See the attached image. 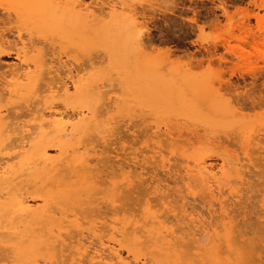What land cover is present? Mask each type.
<instances>
[{"label": "rangeland", "instance_id": "obj_1", "mask_svg": "<svg viewBox=\"0 0 264 264\" xmlns=\"http://www.w3.org/2000/svg\"><path fill=\"white\" fill-rule=\"evenodd\" d=\"M170 1H172V0H85V2L87 4H93L92 10H94V14L98 13V10H96L97 6H96L95 2H104L107 4L109 3L110 5H114L113 12H112V10L109 9L106 11L105 16H103V17L101 16L100 18H98L92 22L93 25H92L90 31H87L85 33L86 36L75 35L77 31H75V34L73 32H68V33L63 32V33H57L56 35H52L49 33H44V34L40 35L38 32L32 30L34 32L32 34V36L29 34V32L27 30H23V32H22L24 34L23 38H25L26 41L29 40L30 36L32 37V39L35 38L36 41L32 40V42H34V44L38 48H41L44 51V48L46 47L47 50L45 49L46 51H44V52H49L48 50H50L52 52V50H53L55 52L56 59H61L65 64L67 63L66 66L70 65L69 68H73V72L76 75L75 79H77L78 77H83V76L84 77L89 76L90 78L92 77V79H94V78L103 79L100 82H98L99 85H101V88H100V90H102L101 95L90 94V96L87 97L89 93H92V91L81 93V92L75 91L73 88H71L70 93L73 96L72 105L75 107L76 111L79 109V110L84 111L85 114H87V115L89 114L88 116H89V120H90V125L92 126V128H94L93 129L94 131L90 128V130L88 131L90 136L87 135V136H89V138H86V139L92 140L91 137H93V136L91 133L94 134V132H95V134H96V132H97V134H96L97 137L96 138L93 137L95 139V142H94V139H93V143L89 140L88 142L89 143L91 142V143L89 145H87V140H85V143L87 146L83 145V144H85L83 141H82L83 144L80 142L81 144L79 146L82 148V145H83V147H86L85 149L89 148L88 150H85L84 148L83 149H81V148L77 149L76 148V149L78 151L80 150L79 152L77 151L78 155H82L81 153H83L85 155L90 154V159L93 162V164L91 162L92 167H93L94 163L97 165L98 161H100L98 163V165L93 168L95 170L92 172L94 178L97 179V181H98L95 184V190L94 191H96L98 189H99L98 191H100V189L105 188L106 192L98 194V195H96V197L107 195L109 190H110L109 192H112L111 190L114 188V186L116 185V187H117L120 184V185H122L121 187L119 186L120 188H122L123 185H125L124 187L126 189L123 187L121 189V192L118 193V195H122L123 197L119 196V198H121L122 200H125V201H122V200L119 202L117 201V203L115 204V207L118 205L117 206L119 209L118 213L119 212L121 213V214L120 213L117 214L119 216L110 215V214H112V213H110L111 208L114 206L108 207L107 204H109V202L111 203V200H112L109 197H107V199H106L107 202L105 201V199H100V201L98 200L99 202L97 201V203L94 204V206H96L98 203L102 204V202H106L107 206L105 207V203H103L102 206L104 209L102 208V206H101V208H102V212L103 211L106 212L108 209L110 210V211L106 212V213H110L109 216H107L108 214L104 215L107 218H105L104 216L103 217L99 216L100 217L99 218L97 215L98 212L97 213L95 212L96 213V215H95L94 212H92V213H94V214H92L88 209H86L85 215L88 217L93 215L89 219L96 218V224H99L98 225L99 228L101 227L100 225H102V223H103V225L106 223V225L107 224L109 225V226L108 225L107 226L111 231L109 229H107V226L105 225L106 227L102 226L101 228H103L104 230L106 228V231L101 229L98 231V234L96 236L92 237L93 235L88 233L90 231L85 230V237H83L84 240H82L83 238L81 237L82 238L81 242L82 243L86 242L85 246L87 247V250L89 249L87 252V253H90L89 255H93L92 253L95 250V247L99 246L98 249L102 248V253H104L103 254L104 256L107 253L109 255L107 254L106 257L110 256V253L107 251V249H105V251H104L103 247H101L102 245L99 243L100 237L103 236L102 239H103V241L105 240V244H106L105 246H107L108 244L112 245V243H113V246H115L117 249H119V252H120L121 256L123 257V259L125 261L127 260L126 262H130V264L132 263L133 260L134 261L136 260V256H137V258L140 259L139 264H142L143 262H145V264H147V263L148 264H155L156 261H157L156 264H177L175 257L170 258L169 261L168 260L166 261L163 257H159L158 252L156 251L157 250L156 248L154 250L153 247L147 246V245H150V243L141 245L142 249H141V246L136 247V248L134 247L135 249L134 248L132 249V247H133V246H131L132 242L129 243L131 245L126 243V244H123L124 245L123 247H121V248H120V246L118 247V243L115 242L113 239H111V232L113 231L112 227H113V225H115V224H113L114 221L112 222V220L118 219V217H119V221H121V220L123 221L124 220L123 217H125V219H126L132 213H134V215L133 214L131 215L132 218H133V216H135L136 220H139L138 217L144 216V213H141V211L145 212V211H147V209H149L150 211H152L154 213H157L159 211V215H160V213H162V212H164V213H166L167 211L170 212L169 209L171 207V209H170L171 215L169 216L170 213L167 212L166 214H162L160 216V218L163 217V215L166 217L168 214V218L166 217L167 221L168 220L171 221L170 218H172V223L169 221L167 222L165 217H163L165 219V221L167 222L166 224L167 225L170 224L168 226H171V224H172V227L175 225L173 228L177 232H179L180 227L177 226V222L179 224L180 222L183 223V221L179 220L180 221L179 222L177 219L180 216H181L180 218L184 217L183 216L184 215L183 208L188 211V212L185 211V213H187L186 215H188V213H191L193 216L200 217L201 220L205 219L204 221H201V222H206V220L209 221V219H211L215 215L214 213H216V212L219 214V216L216 213V215L214 216V219H215V217H216V219L219 218L221 216L220 214H222L221 209L218 210V207L220 208L219 200H216L218 202L217 204H219L218 206H217V204H215L216 201L214 199L212 201V203L214 202V204L210 203V200H209L208 203H210L211 205L209 204V206H208L207 201H205L206 196H207L206 194H207L208 190L206 191L205 189L204 190L202 189L204 187L202 185L203 182H201L199 180L197 182V184H194L198 179L193 178L190 180L187 177L188 174H186L187 170L190 167L196 168V163L201 162L202 165L203 164L206 166L208 165L209 170H211L210 171L211 175L215 176L219 182L223 181V180H228L227 182L223 181V182H225V185H223L224 183H222V186H220L221 182H220V184H219V182H217L218 184H215V185H216V187L218 186L219 188H216L214 185V183H216V180L214 177L211 178V183L214 182L212 184H213V187H215L217 189L216 190L217 193H218V190L219 191L221 190L220 192H222L223 196L221 195L220 199H222L221 200L222 203H223V200L225 201L228 198V196H230L228 198L229 202L225 203L227 201L226 200L224 202V205L226 206V204H227V207H226L227 209L230 207L234 208V209L230 208L229 210L231 212H229V213L232 214V216H234L236 214L234 216L236 218L235 219L236 222L234 224H236V225L240 224V226L238 228L239 229L241 228L240 232H241V234H243L242 237H240V235H239L240 233L238 232V228H236L237 234H238L237 237L242 238V239L239 238V240L240 241L243 240V242L247 244V245H244L243 242L241 241V245L243 246V249H241V250H243L242 252L245 254V256L246 255L248 256V254H247L248 250L251 252V254L249 252V254H250L248 256L249 258L246 256V259L247 258L250 259V262H249V260H247V262L249 264H264V241H261L264 239V214L262 212L264 210H262L263 209L262 208L263 202L261 201L262 199H264V161L263 160H257V162L259 163L258 166L253 167L254 164H251L249 161L246 162V159L243 158L244 153H243V149H242L243 144H245L246 147L248 148V151L251 150L250 151V153H251V152H254V149L256 147H258L256 149V152H254L255 154L251 153L252 154L251 157H253V159L255 160V158H258V156H260L259 151H261V147L264 146V107H263L264 105L263 104L258 105V106H256L257 108H255V107L253 108L254 110H252V108H248L247 110L246 109L234 110L233 108H230L228 106L225 108L213 109L211 104H209V102H207L206 100L209 101V99H212V98L214 99L217 97V95L215 97L210 96V94H208L207 90L203 87V85L201 86V81L203 79L209 78L210 82L211 81H217L219 74L221 72V69H224L227 71V73L225 72L222 75V78L224 77L223 78L224 80L231 78L230 80L232 81V83L234 85H236L237 88H239V89H237V92L241 93V95L244 94V96H246L248 93L251 94L253 91L254 93L251 94L252 97H255L256 101L259 102L260 100H258V99H260L261 97H264V73H263L264 72V43L259 44V46L256 50L255 48H251L249 45H246V44L244 45L242 43H239L237 40L232 39L231 45L237 46L240 44L241 46L246 47L245 49L247 52L245 53V55L242 58L232 56L230 53H229L230 54L229 55L228 52L226 51L225 47H223L221 45L218 46L219 48L217 47V50L213 51V49H212L211 53L210 52L206 53L205 47H207L206 45H209L210 42L214 43V41L218 40L221 37H231L233 34L238 36L241 34V32L238 29L236 31V28L231 27L230 24L227 25L226 17L223 14H221L222 11L220 9L218 10L217 6L220 4L221 0H213V1L212 0H173L172 2H170ZM224 1H226L228 9L232 12L235 10L236 6H246L250 0H224ZM177 2H179V3H177ZM171 7L173 10L171 9ZM174 7H175V9H174ZM156 11H157V13H156ZM0 12H1V10H0ZM145 12H146V14H145ZM260 13L263 14L264 11L261 10ZM1 14H0V18L3 17V12H1ZM218 14H220V15H218ZM154 15H156V16L154 17ZM13 16L11 19H0V21H1L0 25L1 26H5L4 28L11 29V30H7L6 31L7 33L5 32L6 36L9 38V41H11V42H13V40L17 39V37L15 36V34L17 33V28L23 26L18 21V19L15 16L14 17ZM211 16H212V18H211ZM213 17H214V19H213ZM216 17H219L218 20H222L221 25L219 27H214L212 25L214 23V21L216 20L215 19ZM148 18H150L152 21H149L150 19H148ZM251 23H252V25L255 26L253 29H254V32L256 33V35L264 38V30H263L264 29V19L261 22V24H263V25H259V27L256 25V23H257L256 19L252 18ZM127 25H129L130 27H133V29H135L137 32H139L138 30H140V33L145 34L144 39L146 41H148V40L151 41L152 46H147L145 48V56H143V59H146L151 64L154 74L159 78L160 82L158 84L152 85V83L150 82L149 85L147 86V88H142L140 85L135 84V82L133 80V77H134L133 75L135 73H134L133 69H131L127 65L128 63L126 64L125 61H123V60H121L120 62H117L114 60L113 56L119 50V46H118L116 36H110V35H113V34H111L112 31L117 30L119 27H123L126 30ZM201 25H204V27H205V28L203 27L202 30L199 28V26H201ZM101 27H104V30L101 34H98L97 31ZM260 27H262V28H260ZM143 30H144V33H143ZM0 31H2V28L0 29ZM13 31H15L14 34H13ZM71 35L74 36L73 41H69V39H68ZM148 35H150L152 38ZM82 38L83 39H89V41H88L89 44H87L86 46L83 45L85 42ZM208 42H209V44H208ZM213 43H211L210 45H212ZM235 43H237V44H235ZM30 45H28V46H30ZM20 46H21V44L19 43L18 47H20ZM203 46H204V48H203ZM259 47H261V48H259ZM159 48H170L171 52L169 55L163 54V53L158 54L157 50H159ZM236 51L239 52V50L237 48H236ZM212 52L214 55L213 61H215V63L212 61H211L212 63H210L208 61ZM35 53L36 52H34V51L30 52L29 56L31 57ZM221 53H223L224 56L227 57V59H228L227 62L221 63V62H218L219 61L218 59L216 62V58H218L220 55H222ZM49 56L50 55H46V58H49ZM201 58H203L204 63L203 62L201 63ZM84 61H85V65H83ZM18 63H20V60L18 58H16L15 54H12L9 57L8 56H1L0 57V83H3V81H5V80L11 79L12 74L9 72L10 71L9 69L15 68V65L17 66ZM80 64H81L82 68L80 67ZM53 65L57 66L58 63L54 62ZM86 65H87V68H86ZM78 67H80V69H82V70L81 71L78 70L79 69ZM226 67L228 68V70L230 69V67H232L234 72H236L233 75V77L232 76L230 77V73ZM65 68H67V67L63 66V67L59 68V75L61 74L60 76L62 78L65 77L67 80L66 74L69 73L67 71L69 68H67V69H65ZM86 71L88 72V74L86 73ZM63 72H65V74ZM259 72H260V74H259ZM242 76H243V78H242ZM255 76H256V78H255L256 80L254 79ZM215 77L217 80L216 79L211 80ZM213 85H214V87H218L219 81L214 82ZM245 85H246V87H245ZM257 86H259V87H257ZM253 88L256 89V91ZM257 88H259L260 90ZM98 93H100V92H98ZM253 94H255V95H253ZM256 94L258 97L256 96ZM221 95H225V96H222L221 98H217V99H221V100L225 99L226 100L230 97L227 94H225L224 91H222ZM259 96H261V97H259ZM8 99H9V95H7L5 97V99L2 101L3 102L2 104L3 105L6 104ZM22 100L23 99H15L12 101V104L7 106L8 108L9 107L12 108V110L10 109L11 111L15 110V111H13V113L16 114L15 116H19L20 114L25 112L27 109L26 104H25L26 101L25 100L22 101ZM20 101H21V105L23 103V105H22L23 108L21 107V105H17L20 103ZM32 101H34V100H32ZM59 101H61V102H59ZM56 102H59L62 105L63 100L58 97V99H56ZM222 102L226 103L224 101H222ZM231 105L234 106V104H231ZM13 107H14V109H13ZM84 107L86 109H84ZM10 110H8V111H10ZM248 110H250V111H248ZM3 111H6L5 108ZM8 111H6L5 113H7ZM11 111H10V113L12 115L13 113ZM21 111H23V112H21ZM238 112H240V113H238ZM17 114H19V115H17ZM228 114H230L231 116L230 115L227 116ZM21 119H25V117L23 116V118H21ZM16 120L14 122H16ZM20 120H17V121L21 122ZM95 126H97V127H95ZM15 127H16V125H15ZM181 131L183 133H185V136H183L184 134ZM194 131H195L196 135L194 134ZM229 131L231 133L233 132L232 135H230ZM201 132H202V134H201ZM226 132L228 134H226ZM234 132H236L237 134L235 135ZM187 133H188V135H186ZM14 134L12 135L13 139L17 138V136H18L17 134H19V133L17 131ZM163 134H164V136L161 137ZM197 134H199L203 140H201V137ZM134 135L136 136V138ZM165 135L167 137H165ZM14 136H16V137H14ZM102 136H104V137H102ZM196 136H198V137H196ZM232 136H235V137L237 136V137H236V139H234V137H232ZM178 137L180 139H183V140L185 139V137L187 139H185V141L180 140L177 143H173V140L178 141L177 140ZM192 137L194 138L193 140L189 139ZM221 137H222V139H221ZM162 138L163 139L168 138L167 140L171 141L172 144L170 142H169L170 144H168V142L166 140L162 141L164 143L161 144ZM232 138H233V140L231 141L230 139H232ZM157 139H160V140H157ZM214 139H215V141H214ZM259 139L262 141L260 142ZM9 140H11V139H9ZM187 140H189V141H187ZM194 140H195V142H194ZM196 140H198V141H196ZM165 141L167 142L166 143L167 145H165ZM223 141H225L226 143ZM228 141L230 143H227ZM220 142H222L223 145ZM231 142H233V143H231ZM134 144H136V145H134ZM230 144H231V146H229ZM95 145H96V147H95ZM164 145H165V147H164ZM74 146L78 147L77 143H75ZM132 146H135V147H132ZM215 146H217V148ZM94 147H95V149L93 151ZM127 147H128V149H127ZM151 147H155L156 150L154 148L152 149ZM212 148L213 149L215 148L214 150L216 152ZM83 150H85V151L83 152ZM212 150L215 152V154L217 156L213 153ZM55 151L53 150V151H51V153L54 155L58 154V151L57 150H55ZM158 151H160V153ZM208 151L211 152L210 153L211 156L209 155L210 157L208 156L209 153L206 156V153ZM222 151L224 154L222 153ZM219 152H221V153H219ZM236 154H238L239 157H242V161H241L242 164L240 161L238 163L239 167L238 166L236 167L233 164V168L235 166L236 168H238L240 170L238 172V174H237L236 168H234L233 170L230 169L232 167V164L230 166V163H228V161L226 162L227 157H224V156L230 155V158H231ZM94 156H97L100 160L98 159L96 161L97 157H94ZM222 156H223V158H222ZM144 157L145 158L147 157V159L149 160V163H145V162H148V160L145 159ZM207 157H209L210 159ZM130 158L132 161L130 160V162H129L128 160ZM93 159H94V161H93ZM112 159H114L115 161H113ZM154 159L156 161L159 160V163H156V161ZM201 159L202 160L204 159V160L202 161ZM222 159H226V160H224V163H223ZM116 160H117V162H116ZM118 160H120L122 162L120 163V161H118ZM165 160H167L168 163L164 162ZM137 161L139 163H137ZM154 161L156 164H152ZM160 161H162V162H160ZM245 162L248 163V164H246V166H245ZM212 163H214V164H212ZM226 163H228L230 168ZM261 163H263V164L260 165ZM122 164H125V167H126L124 171L120 169L121 166H124ZM128 164L131 167H128ZM137 164L139 166H136ZM169 164H170V167H169ZM111 165H113L112 170L110 167ZM116 165L118 167H115ZM113 167H115L114 168V170L116 169L115 171H117L119 169L120 170L116 173H113ZM133 168L136 170H134ZM222 168H225L224 171H226V172H224V173H226L227 176H226V174L221 172ZM98 169H99V171H98ZM241 169L243 170V172ZM130 170L132 171V174H130L131 173ZM155 170L157 172H154ZM137 171L139 172L140 177H139V175L136 177L137 178L139 177V180L135 177V174H134ZM148 171H149V173H148ZM167 171H169V174H167L168 173ZM98 172H100V173H98ZM138 172H137V174H138ZM183 172L184 173L186 172V173L184 174ZM240 172L243 174L241 175ZM127 173L130 175H128ZM98 174L101 176L103 182L100 179V177L98 176ZM239 174L241 175V177H238ZM157 175H158V177H157ZM184 175H185V178L187 177L186 179L188 181L182 179V177L184 178ZM125 177H127V178H125ZM131 178H133V179L136 178V179H134V180L132 179V180H133V182H136L137 184H139V187L136 183H134L136 186H134L133 184H132V186L130 185L131 188L128 186L129 181H127V180H129V179L131 180ZM235 179H237V180L235 181ZM143 180H144V182H143ZM155 180H158L159 182L155 181ZM247 180L251 183L259 182V184H258V186H256V184L253 185L252 188H254V189H252V191H251V188L250 187L248 188L249 182L247 183ZM123 181L128 182L127 185L125 182L123 184ZM138 181H140V182H138ZM183 181H187V182H183ZM190 181H192V182H190ZM229 181H232V182H229ZM234 181H235V183L233 184ZM104 182H105V184H104ZM109 182L112 184H110ZM189 182H190V184H189ZM236 182L238 183L237 185H236ZM153 183H156V184L153 185ZM199 183L203 187L197 186V185H200ZM226 183H228V184H226ZM231 183L233 185H235V187L237 186L235 188V190H234V186L231 187L232 186ZM100 184H102V185H100ZM151 185H153L155 189ZM108 186H110V188H108ZM137 187H138V189H137ZM149 187H150V190H148ZM151 187L155 191L151 190ZM156 187H157L158 191L160 192V195L162 194L161 195V197H163L162 199H161V197H159L160 195H158V197L155 196V195L159 194V192L156 191L157 190ZM196 187H198V188H196ZM237 188L239 189V192H238ZM117 189H118V187L115 190L117 191ZM131 189H132V191H134L136 193L131 192ZM161 189L162 190L165 189L166 191L164 192ZM188 189H190V190H188ZM200 189H201V191H199ZM122 190H124L123 192L126 194H124L122 192ZM126 190H127V192H125ZM128 190L132 193L131 195H132L133 199L135 196L137 198H135L133 200L132 197L130 196V192ZM202 190L204 192H206V194H204V192H202ZM102 191H104V190H102ZM230 191L231 192L235 191V192L230 194ZM128 193H129V195H127ZM146 193L148 194V197H147ZM164 193H165V195H163ZM236 193H237V197L235 196L233 198V195H236ZM184 195H186L185 197L187 199L186 198L184 199V197H183ZM126 196H128V198H127L128 200L124 198ZM129 196H130V198H129ZM181 196L183 198H181ZM208 196H209V194H208ZM154 197L156 198V200ZM231 197H232V199H231ZM115 198H116V196H115ZM195 200H196V202H195ZM232 200L234 201V205H233ZM131 201H134V203L133 202L131 203L132 205L130 204ZM37 202L39 204H42V200H40V199H37ZM121 202H123V204L129 203L128 205L126 204V206H128V208L126 206H123V204ZM235 202L238 204H235ZM239 203H240V205H239ZM193 204H194V206H193ZM52 205H55L56 206L55 208L60 207V205L58 203H53ZM121 205L123 208L126 207L128 210L126 208L123 209V208L119 207ZM151 205H154L153 207H155L156 209L152 208ZM212 205H213V207H212ZM244 205H247V206H244ZM71 206L72 205L67 204V207L65 205L64 208H66V209L71 208ZM75 206L77 207V205H75ZM109 206H110V204H109ZM101 208H100V210H101ZM120 208H121V210H120ZM192 208H194V210ZM208 208H210V210H208ZM78 209L81 210L82 208H78ZM129 209H130V211H129ZM134 209L135 210L138 209L139 212L137 210L135 211ZM153 209H155L156 211ZM235 209L237 212L234 211ZM229 210H227V212ZM233 211L235 212V214L232 213ZM55 212H56L57 218L61 217V215L58 214V213H60L58 211V209ZM87 212H89V214H87ZM137 212L139 213V215H137ZM172 212H174V213H172ZM180 212H182L183 215L180 214ZM256 212H258V214ZM68 213H69V215H72L71 211H68ZM196 213H197V215H196ZM122 214L123 215L126 214V215L123 216ZM175 214L177 216L179 214L177 219L175 217ZM199 214L200 215L202 214V216H200ZM210 214H213V216ZM94 215L97 217H95ZM172 215L175 218H173ZM207 215H209L210 217ZM81 216H83V215H81ZM81 216H79V217L82 219ZM203 216H204V218H203ZM101 218H104V219H101ZM132 218L130 217L128 219H132ZM163 218H161V220H163ZM189 218L190 217H188V219ZM87 219H82L81 222H83L85 224V221ZM141 219H142L141 220V222H142L144 218H141ZM173 219H176L177 221L173 220ZM83 220H85V221H83ZM110 220H111V222H110ZM119 221L117 223L118 225L116 224L117 227H120L123 225L122 223H121L122 224L121 225ZM127 221H129V220H127ZM174 221L176 222L175 224H174ZM187 221H189V220H187ZM141 222H139L135 225H132V228H134L135 226L136 227L141 226L143 224V223L140 224ZM86 223H87V221H86ZM197 223L198 222H196V224ZM88 224H86L85 226L90 227V224L89 225ZM129 224H127V226H125V227L127 228ZM196 224H191V226L193 227ZM189 225L190 224H188V223H183L181 225V228H184V227L187 228ZM198 225H199V223H198ZM110 226H111V228H110ZM130 226L131 225H129V228H131ZM182 226H184V227H182ZM132 228L130 229V231L132 230ZM70 229L74 230L75 228L73 227ZM197 229H198L197 227H196V229L194 228V231ZM108 230H109V233H108ZM74 231H75V233H74ZM74 231H73V235H75L77 233L76 232L77 229H75ZM105 232H107V234L110 237ZM88 234L91 236H89ZM103 234H106V237H104L105 235H103ZM118 234H120V232L116 233V235H118ZM197 234H199L198 231H197ZM259 235H260V238H259ZM117 237H118L117 239H120V237H121L122 240L124 238L126 240L128 237L131 238V235H129V234L126 235L127 238L124 237V235L123 236L118 235ZM65 238H67V237L65 236ZM143 239L144 238H142V240ZM245 239H247V240L250 239V242L249 241L247 242ZM251 239H252V241H251ZM69 241L71 242L70 244H72V246L69 248H67V246L61 247L58 245V243H56V245L59 246L58 248L60 249V250H58V254L61 253V255L58 256V254L56 253L57 249L53 250L57 256H55V258L52 261H49L50 263L52 262V263H56V264L57 263L62 264V262L65 261V259H66V261L63 264H70L72 262L71 258L74 256L72 254L78 251L77 249L80 245L78 244L76 237L71 238V239L67 238L66 244L67 243L69 244ZM91 242H92V244H91ZM251 243H253V244H251ZM202 244H203V242H202ZM144 245H146V247H149V249L143 247ZM204 245H206V243L203 244V246ZM251 245H254V246H251ZM245 246L246 247L249 246V249H246ZM250 247L251 248L253 247L254 250H251ZM1 248H3V247H1ZM4 248L6 249L7 247H4ZM4 248L1 249L2 251L0 250V259L1 260H2V258L4 259V260H2L3 263H5V264H21V263L22 264H28L24 260L19 259L14 254H13L14 258H11V255L9 254L11 251L6 252L4 250ZM62 248H64V249L61 251ZM65 248H67V249H65ZM129 248L132 249L131 252L128 251ZM138 248H140V249H138ZM143 248H145V249H143ZM7 250H8V248H7ZM72 250H74V251H72ZM149 252H150V254H152L151 256H150ZM200 252H202L203 255L201 256V262H199V263L203 264V262L205 261V257L206 258L208 257L206 260V261H208L209 256L206 253H204V251H200ZM11 254H12V252H11ZM62 254H64V255H62ZM223 255H226V254H223ZM66 256H68V259L66 258ZM75 257L77 259L79 258V260L83 259L82 261H80V264H92L90 261H88L89 260L88 258H90L88 256H86L88 258L83 257V256L79 257V255H75ZM153 257H155V258H153ZM156 257H157V260H156ZM232 257H234V256H232ZM9 258L13 259V261L9 260ZM58 258H60V259H58ZM5 259H8L7 261H11V262H6ZM17 259H19V260H17ZM108 261L111 264H121L120 261L116 258H114L112 260L111 259L109 260V258H108ZM134 261L132 264L135 263ZM151 261H152V263H151ZM219 261H221L220 257H219ZM49 262H48V264H49ZM42 263L45 264V262H43L40 259V264H42ZM205 263H207V262H205ZM221 264H223V263H221Z\"/></svg>", "mask_w": 264, "mask_h": 264}, {"label": "bare ground", "instance_id": "obj_2", "mask_svg": "<svg viewBox=\"0 0 264 264\" xmlns=\"http://www.w3.org/2000/svg\"><path fill=\"white\" fill-rule=\"evenodd\" d=\"M172 1H170V2H172ZM95 3L97 6L96 10H98L97 14H94V10H92L93 4H87L85 2V0H0V10H1V12H3V17L1 16L2 18H0V19H11L12 16L14 15L18 19V21L23 25L22 27L17 28V33L15 34L17 39L13 40V42L9 41V38L6 36V33H7L6 31L11 30V29L4 28L5 26L0 25V29L2 28V31H0V57L1 56H8L9 57L12 54H15L16 58H18L20 60V63H18L17 66L14 64L15 68L9 69L10 70L9 72L12 74L11 79L5 80V81H3V83H0V250L3 249L4 247H7L9 251L7 250V248L6 249L4 248V250L6 252H10V251L12 252V254H11V252L9 253L11 255V258H14V256H13V254H14L19 259L24 260L28 264H40V259L43 262H45V264H48L49 261H52L55 258V256H57L56 253L58 254V250H60L58 247L59 246H61V247L67 246V248L71 247L72 246V244H70L72 242L71 240H70L71 242L69 241V244L68 243L66 244L67 238L71 239V238H75V237H76L78 244L80 246L78 247L77 252H75L73 254L71 253L74 256L72 258L70 257L72 260V262L70 261L71 263L69 262L70 264H80V261L83 260V259L79 260V258L77 259L75 257V255H79V257H82V256L83 257H86V256L90 257V258H88V257H86V258H88L89 259L88 261H90L92 264H111L108 261V258H109V260L116 258L120 261L121 264H130V262H126L127 260L125 261L123 259V257L121 256V254L119 252V249H117L115 246H113V243H112V245L111 244L109 245L107 243L108 245L105 246L106 245L105 240L103 241V239H102L103 236L100 237V241H99V243L102 246L100 244L99 245L101 247H103L104 251H105V249H107V251L110 253L109 257L108 256L106 257V255L108 253L105 254V256L103 255L104 253H102V248L98 249L99 246L98 247L96 246L95 250L93 249L94 250L92 253L93 255H89L90 253H87L89 249L87 250V247L85 246L86 242L85 241H84L85 243L81 242V239L83 237H85V230L90 231V232H88V231L87 232L92 234L93 235L92 237H94L98 234L99 230H101V229L104 230L101 227L102 226L104 227L106 225V223L104 225L102 223V225H100L101 227L99 228L98 227L99 224H96V218L89 219L93 215L90 214L91 216H89V217L85 215L86 209H88L91 213L92 212H94V213L98 212L97 213L98 217L99 216L103 217L106 214H108L107 216H109L110 213H112L110 215H113V216L119 214L120 212L118 213V211H119V209L117 207L118 205L115 207V204L117 203V201L119 202L122 200L121 198H119V196H122V195H118V193L121 192V189L125 186V185H123V187L120 188L122 185L119 184L120 187L117 186L118 189L116 191L115 189L117 187L115 185L114 188L111 190L112 192H109L110 190L108 189L109 191H108L107 195L96 197V195L106 192L105 188L100 189V191H98L99 189L94 191L95 190V184L98 181H97V179L94 178L92 172L95 170L93 168L95 166H97L100 161H98L97 165L94 163V165L92 167L93 162L90 159V154L89 155H85L83 153H81L82 155L77 154V151H78L77 149L81 148L79 145L81 143L83 144V142L85 143V140H87V145H89L91 142L93 143V139L97 137V135H96L97 132H96V134H95V132H94V134L91 133L92 136L94 137V138L91 137L92 140L86 139V138H89V136H90V134L88 133L90 128L92 130L94 128H92V126L90 125V120H89V116H88L89 114L87 115L84 113V111L79 110V109H78L79 111L78 110L76 111L75 107L72 105L73 96L70 93L71 88H73L75 91H78L81 93L92 91V93H89L87 97H89L90 94L101 95L102 94L101 93L102 90H100L101 85H99L98 82H100L103 79H97V78L92 79V77L90 78L89 76L78 77L77 79H75L76 75L73 72V68H69V66H70L69 64H68L69 66H66L67 63L65 64L61 59H56L55 52L53 50H52V52L50 50H48L50 52L49 53V52H44L47 50L46 47L44 48V51L41 48H38L34 44V42H32V40H35V38L32 39V37H31L32 34L34 33L32 30L38 32L40 35L44 34V33L56 35L57 33H63V32H67V33L73 32L75 34V31H77L75 35L86 36L85 33L87 31H90V29L93 25V23H92L93 21L100 18L101 16L102 17L105 16L107 10L110 9V10H112V12L114 10V5H110L109 3L108 4L104 3V2H95ZM177 3H179V2H177ZM217 8H218V10L220 9L222 11L221 14H223L226 17L227 25L230 24L231 27L236 28V31L238 29L241 32V34L238 36L233 34L231 37H221L218 40L214 41V43L210 42V44L213 43L212 45H210L208 42V44L211 47L209 45H206L207 46V47H205L206 53L207 52L211 53L212 49H213V51L217 50V47L219 45H221V46L225 47L228 54L230 53L232 56L242 58L245 55V53L247 52L245 49L246 47H243L240 44L237 46L231 45L232 39L237 40L239 43H242L244 45L245 44L249 45L251 48H255L256 50H257L259 44L264 43V38L256 35V33L254 32V29H253L255 26L252 25V23H251V19L254 18V19H256V22H257L256 25L258 27H259V25H263V24H261V22L264 19V13L261 14L260 11L261 10L264 11V0H250L246 6H236L235 10L232 12L228 9L226 1L221 0L220 4L217 6ZM171 9H172V7H171ZM174 9H175V7H174ZM1 12H0V14H1ZM156 13H157V11H156ZM145 14H146V12H145ZM218 15H220V14H218ZM155 16L156 15H154V17ZM150 18H148V19H150ZM211 18H212V16H211ZM218 18L219 17H216L215 18L216 20L212 24L214 27H219L221 25L222 20H218ZM151 19L149 21H152ZM213 19H214V17H213ZM203 27H204V25L199 26V28L201 30L203 29ZM260 28H262V27H260ZM23 30H27L29 32V34L31 35L29 38L30 41L29 40L26 41L25 38H23V35H24L22 33ZM103 30H104V27H101L97 31V33L101 34L103 32ZM138 31L139 32H137L135 29H133V27H130L129 25H127L126 30L123 27H119L117 30L112 31L111 34H113V35H110V36H116L118 46H119V50L113 56V58L117 62H120L121 60H123V61H125L126 64L128 63L127 65L131 69H133V71L135 73L133 75L134 76L133 80H134L135 84L140 85L142 88H147V86L149 85L150 82L152 83V85H155V84H158L160 81H159V78L154 74L153 68H152L151 64L149 63V61H147L146 59H143V56H145V48L147 46H152V43L150 40L146 41L144 39L145 34L140 33V30H138ZM14 32L15 31H13V34H14ZM143 33H144V30H143ZM148 36H150V35H148ZM68 39H69V41H73L74 36L71 35ZM83 40L85 42L83 45L86 46L87 44H89V42H88L89 39H83ZM19 43L21 44L20 47H18ZM235 44H237V43H235ZM28 45H30V46H28ZM203 48H204V46H203ZM236 48L239 50V52L236 51ZM259 48H261V47H259ZM33 51L36 53L30 57L29 53L33 52ZM157 51H158V54L163 53V54L169 55L171 52V49L170 48H159V50H157ZM221 54L222 55H220L218 58H216V62H217V59L219 60L218 62H221V63L227 62L228 61L227 57L224 56L223 53H221ZM46 55H50L49 58H46ZM213 57H214V55L212 52V54L210 55L209 60H208L210 63H212V62L215 63V61H213ZM54 62H57L58 65L57 66L53 65ZM202 62H203V58H201V63ZM83 63H84L83 65H85V61ZM63 66L69 68L67 70L69 73L66 74L67 80L65 77H64L65 79L62 78L60 76L61 74L59 75V68L63 67ZM80 67L82 68L81 64H80ZM80 67H78L79 68L78 70L81 71L82 69H80ZM67 68H65V69H67ZM86 68H87V65H86ZM227 70H228V68H227ZM228 71L230 73V77L231 76L233 77V75L236 73V72H234L232 67H230V69ZM65 72H63V73L65 74ZM225 72L227 73L226 70L221 69L218 80L216 79V77L211 79V80L216 79L217 81H219L218 87H214V85H213V83L217 82V81H211L210 82L209 78L203 79L201 81V86L203 85V87L207 90V92H208V94H210V96L215 97L217 95V97L214 99L213 98L209 99V101L206 100L207 102H209V104H211L213 109L225 108L228 106L230 108H233L234 110H244V109L247 110L248 108H252V110H254L253 109L254 107L257 108L256 106H258V105H262V104L264 105V97H261L263 94L261 96H259L261 98L258 99L261 102L256 101L255 97H252L251 94L254 93L252 90H251L252 91L251 94H249V93L247 95L245 94L246 96H244V94L241 95V93L237 92V89H239V88H237V86L232 83V81L230 80L231 78L227 79V80H224L223 79L224 77L222 78V75ZM86 73L88 74L87 71H86ZM259 74H260V72H259ZM256 76L254 77V79L256 78ZM242 78H243V76H242ZM245 87H246V85H245ZM257 87H259V86H257ZM257 89H259V88H257ZM254 90L256 91V89H254ZM222 91H224V93L230 97L226 100L225 99L224 100L217 99V98H221L222 96H225V95H221ZM98 92H100V93H98ZM7 95H9V99L7 100V103L3 105L2 101L5 99V97ZM253 95H255V94H253ZM256 96H257V94H256ZM58 97L63 100L62 105L59 103L61 101L56 102V99H58ZM15 99H23L26 101L25 104H26L27 109L25 108L26 109L25 112H23L25 109L23 111H21V112H23L22 114H20V115L17 114L19 116H15L16 114L13 113V111H15V110L11 111L12 108L7 107L8 105L12 104V101ZM32 100H34V101H32ZM222 101L226 102L227 104L223 103ZM231 104H234V106ZM17 105H21V101ZM22 105H23V103H22ZM22 105H21V107H22ZM14 107H13V109H14ZM4 108L6 111L11 109L10 111L13 114L11 115L10 111L5 113L6 111H3ZM84 109H86V108L84 107ZM248 111H250V110H248ZM238 113H240V112H238ZM229 115L230 114H228L227 116H229ZM23 116L25 117V119H21V118H23ZM13 118L15 120L21 119L20 120L21 122H18L17 120H16V122H14L15 120ZM11 120L12 121L14 120V121L12 122ZM15 125H16V127H15ZM95 127H97V126H95ZM17 131L19 134H17L18 135L17 138L13 139L12 135ZM232 133L230 132V135H232ZM234 133H235V135L237 134L236 132H234ZM183 134H184L183 136H185V133H183ZM194 134H195V131H194ZM201 134H202V132H201ZM226 134H228V133L226 132ZM87 135H89V136H87ZM186 135H188V133ZM197 135H199V134H197ZM163 136H164V134L161 137H163ZM14 137H16V136H14ZM102 137H104V136H102ZM165 137H167V136L165 135ZM196 137H198V136H196ZM232 137H234V139H236L237 136L236 137L232 136ZM135 138H136V136H135ZM168 138H166V139L162 138L161 144L164 143V142H162L164 140H166L168 142V144H170L171 141L167 140ZM9 139H11V140H9ZM185 139H187V138L185 137ZM185 139L183 140V139H180L178 137L177 138L178 141L173 140V143H177L180 140L185 141ZM189 139L193 140L194 138L192 137ZM221 139H222V137H221ZM89 140L91 141L90 143L88 142ZM157 140H160V139H157ZM201 140H203L202 137H201ZM230 140L232 141L233 138ZM166 141H165V145H167ZM187 141H189V140H187ZM196 141H198V140H196ZM214 141H215V139H214ZM229 141L227 143H230ZM259 141L261 142L262 140L259 139ZM94 142H95V139H94ZM194 142H195V140H194ZM223 142H225V141H223ZM75 143H77L78 147L74 146ZM220 143L222 144V142H220ZM231 143H233V142H231ZM83 145L87 146L86 143ZM83 145H82L81 149L86 148V147H83ZM134 145H136V144H134ZM165 145H164V147H165ZM229 146H231V144ZM95 147H96V145H95ZM95 147L93 148V151H94ZM132 147H135V146H132ZM215 147L217 148V146H215ZM151 148L155 149V147H151ZM257 148L258 147H256L254 149V152H256ZM88 149H85V150H88ZM127 149H128V147H127ZM242 149H243V153H244L243 158L246 159V162L249 161L251 164H254L253 167L258 166L259 163L257 162V160H263L264 161V146L261 147V151L258 150L260 152L259 153L260 156H258V158H255V160L253 159V157H251L252 156L251 153H254V152L250 153L251 150L248 151V148L246 147L245 144H243ZM53 150L54 151L57 150L58 154H56V155L52 154L51 151H53ZM85 150H83V152ZM160 151H158V152L160 153ZM214 151H213V153L215 154L216 151L215 152ZM210 153L211 152L208 151L206 153V156H207V154L209 156ZM219 153H221V152H219ZM222 153H223V151H222ZM223 156H222V158H223ZM94 157H97V156H94ZM209 157H207V158H209ZM224 157H227L226 158L227 160L222 159L223 163H224V160H226V162L228 161V163H230V166L232 164V167L230 168L228 163H226L231 170H233L234 168H236L239 165L238 164L239 161L240 162L242 161V157H239L238 154L234 155L231 158H230V155H227ZM98 159L99 158L97 157L96 161ZM145 159H147V157ZM112 160L115 161L114 159H112ZM130 160H131V158L128 161L130 162ZM93 161H94V159H93ZM118 161H120V160H118ZM155 161L152 164L159 163V160L156 161V163H155ZM91 162H92V164H91ZM116 162H117V160H116ZM121 162L122 161H120V163ZM160 162H162V161H160ZM164 162H167V160H165ZM246 162H245V166H246V164H248ZM137 163H139V162L137 161ZM145 163H149V160H148V162H145ZM212 164H214V163H212ZM233 164L236 167L234 166V168H233ZM241 164H242V162H241ZM262 164L263 163H261L260 165H262ZM122 165H124V166H121L120 169L124 171L126 167H125V164H122ZM112 166L113 165L110 166L111 170H112ZM136 166H139V165L137 164ZM115 167H118V166L116 165ZM115 167H113V173H116L120 170L119 169V170L115 171L116 170V169L114 170ZM128 167H131V166L128 164ZM169 167H170V164H169ZM224 169L225 168H222L221 172H223V173L226 172V171H224ZM236 169H237V174H238V172L240 170L238 168H236ZM134 170H136V169H134ZM98 171H99V169H98ZM210 171L211 170H209L208 165L207 166L204 164L202 165L201 162H197L196 168L190 167L187 170V173L186 172L185 173L188 174L187 177L190 180L193 178L198 179L194 184H197V182L199 180L201 182H203L202 185L204 187L200 183H199L200 185H197V186H202L203 190L205 189L206 191L207 190L209 191V192L207 191V194H206V192H204L202 190V192H204V194H206L207 196L209 194V196H208L209 198L206 196V200H205V201H207V203L209 200H210V203H212L213 199L215 201L219 200L220 205L217 204L218 203L217 201L215 202V204H217V206L218 205L220 206V208L218 207V210L221 209V211H222V214H220L221 216L219 218L216 219V217H215L216 220L214 219V216L217 213L216 212V213H214L215 214L214 216H213V214H210L213 217L211 219H209V221L206 220V222H201V221H204L205 219L201 220L200 217L193 216L191 213H188V215H186L187 213H185V211H187V210L183 208L184 215L182 214L183 211L180 212V214H182L184 217L180 218L181 217L180 216L179 217L180 219L179 218L177 219L179 214H178V216L175 214V217L178 221L182 220L183 223H188L190 225L187 228H185L184 226H182L184 228H181V225L183 223L179 221L180 222L179 223L180 225H179L177 222V226L180 227L179 232H177L173 228L175 225L172 227V224H171V226H168L170 224H168V225L166 224L168 221L172 223V218H170L171 221L170 220L167 221L168 214L166 216L167 218L163 215V217H165L167 222L165 221V219L163 217H161V218H163V220H161V218H160V216L162 214H166L168 211L166 213L162 212L159 215V211L157 212L158 213L157 214V213L150 211L149 209H147V211H145V212H142L141 211L142 209H141L140 210L141 213H144L143 217L140 216L141 218H144L142 222H141L142 219L140 217H138L139 220H136L135 216H133V218H132L131 215L132 214L134 215V213H132L129 217L127 216L128 218L131 217L132 219H128V218L125 219V217H123V216H125L126 214L123 215L124 214L123 213L122 214L123 215L122 217L124 218L123 221L122 220L119 221V217H118V219L112 220V222L114 221L113 224H115V225H113V227H112L113 231L111 232V239H113L115 242H117L118 247L120 246V248L124 246L123 244H126V243L129 244L130 242H132V245L129 244V245L133 246L132 249L134 247L136 248V247H140L143 244L150 243V245H147V246L153 247L154 250L156 248L157 249L156 251L158 252L159 257H163L166 261L167 260L169 261L170 258L175 257L177 264H198L199 262H201V256L203 255V253L200 251H204V253H206L209 256L208 261H206L208 257L207 258L205 257V261L203 262V264H221V263H223V264H247L248 263L247 260H249V262H250V259H248L249 258L248 256L251 254V252L248 250V253H247L248 256L246 255L248 258L246 259L245 254L242 252L243 250H241V249H243V246L241 245V241L243 242V240L240 241L239 238L242 237L243 234H241V232H240L241 228L240 229L238 228L240 226V224L239 225L234 224L236 222L235 221L236 218L234 217L236 215L234 212V211H236V209L232 212L235 215L232 216V214L229 213V212H231L229 209L233 208V207H230L227 209L226 208L227 204H226V206L224 205V202L226 200L227 201L225 203L229 202L228 198L230 196H228V198L225 201L223 200V203H222V201H221L222 199H220L222 192H220L221 190L220 191L218 190V193H217L216 188H219V187L218 186L216 187V185H215V184H218L217 182H219V181H218V179H216L215 176L211 175ZM137 172L134 173L135 177L139 175V172H138V174H137ZM154 172H157V171L155 170ZM167 172H168L167 174H169V171H167ZM242 172H243V170H242ZM98 173H100V172H98ZM148 173H149V171H148ZM130 174H132V171ZM130 174H128V175H130ZM224 174H226V173H224ZM240 174L242 175L243 173L240 172ZM240 174L238 175V177H241ZM98 176L102 180V178L99 174H98ZM226 176H227V174H226ZM139 177H140V175H139ZM139 177L138 178L136 177V178L139 180ZM157 177H158V175H157ZM212 177H214L216 180V183L212 182V183H214L216 188L213 187V184L211 183ZM125 178H127V177H125ZM136 178H134V179H136ZM186 178H185V175H184V178L182 177V179H184V180H187ZM132 179L133 178H131V180L130 179L127 180V181H129V183L125 182L126 180L123 181V184H124V182L126 183V185L128 183V186L130 188H131L132 184L134 186H136L134 184L136 182H133L134 179L133 180ZM237 179H235V181ZM155 181H158V180H155ZM187 181H183V182H187ZM223 181L227 182L228 180H223ZM223 181H220L221 184L219 182L220 186H222V183H224L223 185H225V182H223ZM235 181L233 182V184L235 183ZM102 182H103V180H102ZM138 182H140V181H138ZM143 182H144V180H143ZM190 182H192V181H190ZM190 182H189V184H190ZM229 182H232V181H229ZM248 182L249 181L247 180V183ZM156 183H153V185H155ZM104 184H105V182H104ZM110 184H112V183H110ZM226 184H228V183H226ZM233 184L231 187L234 186V190H235V188L237 186L235 187V185H233ZM237 184L238 183L236 182V185ZM255 184H256V186H258L259 182H256V183L249 182L248 188L250 187L251 191H252V189H254V188H252V186ZM100 185H102V184H100ZM137 185L139 187V184H137ZM153 185H151V186L154 188ZM138 187H137V189H138ZM152 187H151V190H154L155 188L152 189ZM108 188H110V186H108ZM196 188H198V187H196ZM156 189H157V187H156ZM102 190H104V191H102ZM124 190H122V192ZM148 190H150V187L148 188ZM188 190H190V189H188ZM237 190L239 192L238 188H237ZM156 191H158V189ZM162 191L165 192L166 190L163 189ZM199 191H201V189ZM125 192H127V190ZM131 192H134V191H132V189H131ZM131 192H130V196L132 197ZM234 192L230 191V194L234 193ZM134 193H136V192H134ZM124 194H126V193H124ZM127 195H129V193ZM158 195H160V192H159V194H157L155 196L158 197ZM161 195L159 197H161ZM163 195H165V193ZM115 196H116V198H115ZM130 196H129V198H130ZM185 196L186 195L183 196L184 199L186 198ZM235 196L237 197V193H236V195H233V198ZM107 197L112 199L111 203L109 202L110 206H109V204H107L108 207H111V206L115 207V208L112 207L111 211L109 209L107 210V211H110V213H106L107 211L102 212L103 203H105V207L107 206L106 205ZM147 197H148V194H147ZM183 197L181 196V198H183ZM124 198L127 199L128 196H126ZM135 198H137V197L135 196L134 199ZM162 198L163 197H161V199ZM37 199L42 200V204H39L37 202ZM100 199H105L106 202H102V204L98 203L96 206H94V204H96L98 200L100 201ZM132 199H133V197H132ZM231 199H232V197H231ZM155 200H156V198H155ZM122 201H125V200H122ZM261 201L263 202V204H262L263 209L262 210H264V199H262ZM132 202L134 203V201H131L130 204ZM195 202H196V200H195ZM53 203H58L60 205V207L55 208L56 206L52 205ZM121 203L123 204V202H121ZM210 203H208L207 205L209 206ZM67 204L72 205L71 208H67V209L64 208L65 205L67 207ZM126 204H123V206H126ZM212 204H214V202ZM235 204H238V203L235 202ZM75 205H77V207ZM233 205H234V201H233ZM239 205H240V203H239ZM101 206H102V208H101ZM151 206H152V208H155V207H153L154 205H151ZM193 206H194V204H193ZM244 206H247V205H244ZM119 207L123 208L122 205ZM126 207L128 208V206H126ZM212 207H213V205H212ZM78 208H82V209L80 210ZM100 208H101V210H100ZM121 208H120V210H121ZM125 208H123V209H125ZM57 209L60 212L58 214L61 215V217H59V218L56 217L55 211H57ZM155 209H153V210H155ZM170 209H171V207H170ZM170 209H169L170 212H168V213H170L169 216L171 215ZM192 209L194 210V208H192ZM226 209L229 211L227 212ZM136 210L139 212L138 209H136ZM208 210H210V208H208ZM68 211H71L72 215H69ZM129 211H130V209H129ZM138 212H137V215H139ZM262 212L264 214V211H262ZM94 213H92V214H94ZM96 213H95V215H96ZM172 213H174V212H172ZM256 213L258 214V212H256ZM87 214H89V212H87ZM81 215H83V216H81ZM196 215H197V213H196ZM79 216H81L82 219L88 218L89 220L88 219L86 220L87 223L85 220H83V221H85V224H84L83 222H81L82 219ZM117 216H119V215H117ZM200 216H202V214ZM207 216H209V215H207ZM218 216H219V214H218ZM95 217H97V216H95ZM104 217L107 218L106 216H104ZM175 217L173 216V218H175ZM188 217H190V218L188 219ZM203 218H204V216H203ZM101 219H104V218H101ZM176 219H173V220H176ZM127 220H129V221H127ZM187 220H189V221H187ZM118 221L120 222V224L122 223L123 225L121 224L122 226L117 227L116 224L118 223ZM110 222H111V220H110ZM139 222H141L140 224H142V223L143 224L141 226H137V227L135 226L134 228H132V225H135ZM196 222H198L199 225H198V223L196 224ZM88 223L90 224V227L85 226ZM175 223L176 222L174 221V224ZM127 224L131 225L130 226L132 228L131 231H130L131 228H129V225L127 228L125 227V226H127ZM191 224H196V225H194L192 227ZM108 226H107V229H109ZM73 227L75 229H77V231H76L77 233L75 234L76 236L73 235V231L75 229L74 230L70 229ZM196 227L198 229L194 231V228L196 229ZM110 228H111V226H110ZM236 228H238V232L240 233L239 238L237 237L238 234H237ZM109 230H108V233H109ZM104 231H106V228ZM197 231L199 234H197ZM117 232L118 233L120 232L121 235L118 234L119 236L124 235V237H126V235L129 234V235H131V238L126 237L127 238L126 240H125V238L122 240L120 237V239H117L118 238L117 237L118 235H116ZM74 233H75V231H74ZM105 233L107 234V232H105ZM106 234H103V235H105L104 237H106ZM65 236L67 238H65ZM89 236H91V235H89ZM142 238H144V239L142 240ZM259 238H260V235H259ZM240 239H242V238H240ZM82 240H84V238ZM245 240L247 242L248 241L250 242V239H248V240L245 239ZM251 241H252V239H251ZM261 241H264V239ZM202 242H203V244L206 243V245L203 246ZM56 243H58L59 246H57ZM91 244H92V242H91ZM243 244L247 245L244 242H243ZM251 244H253V243H251ZM251 246H254V245H251ZM1 247H3V248H1ZM143 247L149 249V247H146V245H144ZM67 248H65V249H67ZM145 248H143V249H145ZM55 249H57L56 253L53 251ZM63 249L64 248H62L61 251ZM132 249L129 248L128 251L131 252ZM138 249H140V248H138ZM141 249H142V246H141ZM246 249H249V246L246 247ZM251 250H254L253 247L251 248ZM72 251H74V250H72ZM249 252H250V254H249ZM149 254H150V252H149ZM223 254H226V255H223ZM59 255H61V253H59L58 256ZM62 255H64V254H62ZM151 255L152 254H150V256ZM68 256H66L67 259H68ZM232 256H234V257H232ZM219 257H220L221 261H219ZM153 258H155V257H153ZM19 259H17V260H19ZM58 259H60V258H58ZM2 260H4V259L2 258ZM2 260L0 259V264H5V263H3ZM7 260L8 259H5L6 262L13 261V259H10V258H9V260H11V261H7ZM156 260H157V257H156ZM65 261H66V259H65ZM65 261H63L62 264L65 263ZM133 261H132V263H133ZM134 262H135L134 264H139L140 259L137 258V256H136V260ZM156 262H155V264H156ZM205 262H207V263H205ZM51 263L49 262V264H51ZM151 263H152V261H151ZM52 264H56V263H52ZM142 264H145V262H143ZM199 264H201V263H199Z\"/></svg>", "mask_w": 264, "mask_h": 264}]
</instances>
